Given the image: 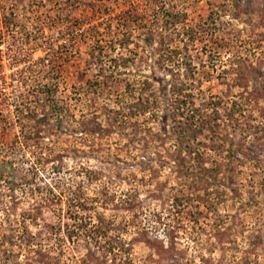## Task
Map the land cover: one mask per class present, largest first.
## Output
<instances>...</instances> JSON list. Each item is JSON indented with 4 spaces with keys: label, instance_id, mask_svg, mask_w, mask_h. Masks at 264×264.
Listing matches in <instances>:
<instances>
[{
    "label": "rangeland",
    "instance_id": "rangeland-1",
    "mask_svg": "<svg viewBox=\"0 0 264 264\" xmlns=\"http://www.w3.org/2000/svg\"><path fill=\"white\" fill-rule=\"evenodd\" d=\"M1 21L45 59L0 133V264H264V0H0Z\"/></svg>",
    "mask_w": 264,
    "mask_h": 264
},
{
    "label": "built area",
    "instance_id": "built-area-1",
    "mask_svg": "<svg viewBox=\"0 0 264 264\" xmlns=\"http://www.w3.org/2000/svg\"><path fill=\"white\" fill-rule=\"evenodd\" d=\"M0 25V133H2L3 130L16 126L22 128L20 117L28 111H25L24 107L26 99L21 101L20 99L30 95L28 82L33 69L40 68L45 58H32L31 54L41 49L32 43L28 30L22 29L15 22L5 24L1 21Z\"/></svg>",
    "mask_w": 264,
    "mask_h": 264
}]
</instances>
